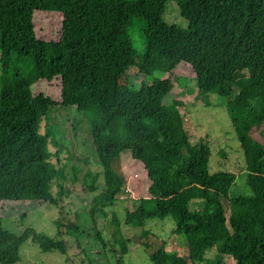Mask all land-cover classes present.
<instances>
[{"label": "trees", "instance_id": "trees-1", "mask_svg": "<svg viewBox=\"0 0 264 264\" xmlns=\"http://www.w3.org/2000/svg\"><path fill=\"white\" fill-rule=\"evenodd\" d=\"M167 1L0 0V203L37 201L57 212L54 237L32 227L17 234L4 227L0 213V264H17L30 237L43 253L65 254V233L76 237L86 256L74 232L77 212L65 208L78 169L70 167L69 178L61 162V150H69L49 128L53 106H74L86 115L100 166L81 181V188L95 192L88 208L93 226L130 179L133 166L121 161L129 151L145 185L141 197H132L135 207L125 210L124 223L143 227L148 219L169 216L187 247L185 256L165 242L153 250L143 242L152 264H264V0H174L186 28L164 20ZM41 14H53L46 30L37 25ZM134 18L143 25L142 51L130 32ZM179 66L192 71L203 106L211 105L212 95H232L226 108L249 193L230 197L235 174L210 173L209 146L187 133L183 96L190 78L175 72ZM130 68L143 75L138 87ZM54 78L59 101L34 89ZM178 81L184 89H175ZM120 223L110 221L117 263L129 251ZM210 248L216 253L207 260Z\"/></svg>", "mask_w": 264, "mask_h": 264}, {"label": "rangeland", "instance_id": "rangeland-1", "mask_svg": "<svg viewBox=\"0 0 264 264\" xmlns=\"http://www.w3.org/2000/svg\"><path fill=\"white\" fill-rule=\"evenodd\" d=\"M163 18L168 24H174L182 28L188 26L187 20L181 16L174 0L167 1ZM49 19H54L53 14H41L37 19V25L42 26L46 30V24ZM133 21L135 25L130 31L133 44L138 50L142 51L144 44L139 37L142 23L137 18H134ZM175 72L178 75L190 78L186 82V87L190 89V92L183 96L187 104L185 129L194 141L203 139L209 146L211 150L209 158L210 173L216 170H224L235 174L236 182L230 189V197L249 193L250 189L245 184L246 167L244 154L226 108V102L232 98V95L225 97L212 95L210 99L211 105L203 106L201 101L195 96L197 86L195 80L192 79L194 76L192 71L187 66H179L175 69ZM129 76L137 87L143 80V75L139 74L134 68H130ZM162 76H166V74H162ZM58 82V78H54L51 81H40L34 89L42 90L45 95L59 101ZM184 87L185 85L179 81L175 83V89L182 90ZM48 115L49 128L53 132L55 139L69 150H61L60 158L69 178L73 176L70 167L76 166L78 169L76 173L77 181L75 184L69 183L73 190L65 198V208L68 212H77L76 223L79 229L74 232L78 234L79 243L85 249L86 256L81 252V248L77 246L76 237L68 233L63 236V239L67 242L65 254L57 251L43 253L30 237L20 249V260L17 264H152L148 252L141 245L143 242L150 243V246L153 245L149 250H153V248H157L162 242H165L167 250L177 255L186 256L185 238L180 234L173 233L175 227L173 218L167 216L163 219H148L143 227H132L124 223L125 210H133L135 207L132 197H141L144 191L141 189L145 185H143L144 175L141 171L142 167L137 162L134 163L132 161L129 151H124L121 154V161L133 166L129 172L130 179L123 192L117 197L114 205L107 208V216L104 217L100 213L96 214V225L93 226L88 208L95 192H89L81 188V181L88 169L95 172L99 171L100 166L93 149L86 115L78 111L74 106H53L49 109ZM260 133L258 131L256 136L262 139ZM50 147L53 148L52 145ZM68 152L71 153L70 156H68ZM140 181L141 187L139 186ZM99 185L100 187L103 186L102 177L99 178ZM0 213L4 216V227L17 234H21L26 227H32L36 231L43 232L49 236L54 237L56 235V227L53 220L57 216V212L53 206H49L46 203L37 201L2 202L0 203ZM226 214H228L227 208ZM113 217L121 221V232L129 239V251L124 256L122 263L116 262L119 247L117 245L113 246L114 227L110 224ZM97 230L100 231L105 243L97 237ZM145 232L147 235H145ZM215 253V248L206 250L205 259L213 258ZM81 256H85L83 262L80 260ZM222 257L224 262H232L230 257L225 255H222ZM195 264L204 263L196 262Z\"/></svg>", "mask_w": 264, "mask_h": 264}]
</instances>
